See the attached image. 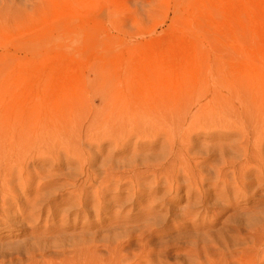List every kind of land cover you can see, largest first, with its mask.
Returning <instances> with one entry per match:
<instances>
[{"label": "rangeland", "instance_id": "374dc122", "mask_svg": "<svg viewBox=\"0 0 264 264\" xmlns=\"http://www.w3.org/2000/svg\"><path fill=\"white\" fill-rule=\"evenodd\" d=\"M40 2L46 6L39 8ZM117 91L143 98L221 92L264 113V0H0V111L39 108L58 123L79 127L89 115L85 105L96 101L98 109L100 94ZM194 134L198 155L212 150L220 136ZM82 149L98 169L106 153L95 159L97 145ZM49 162L36 174L32 162L27 181L9 184L5 203L0 194V264L108 263L102 248L115 241L109 215L95 217L77 206L83 188L87 204L92 200L97 173L85 185L86 168L81 170L76 157ZM253 173H247L251 184L245 193L227 190L228 199H216L215 205L209 197L211 204L195 209V226L181 221L186 186L164 201L160 192L153 204L160 230L152 234L139 231L145 221L140 213L151 206L144 203L151 188L144 187L142 204L126 203L121 210L128 240L116 263L124 264L125 255L126 264H137L146 240L149 253L138 264H261L264 182L258 187ZM212 181L202 191L214 195ZM117 194L110 190L107 199ZM119 194L124 202V191Z\"/></svg>", "mask_w": 264, "mask_h": 264}, {"label": "bare ground", "instance_id": "6f19581e", "mask_svg": "<svg viewBox=\"0 0 264 264\" xmlns=\"http://www.w3.org/2000/svg\"><path fill=\"white\" fill-rule=\"evenodd\" d=\"M45 6V2L38 4L39 8ZM119 91L100 94L98 109L94 108L96 101L86 100V103L91 102L84 106L89 115L86 125L79 127L69 125L67 120L58 123L50 111L39 108L0 111V194L3 203L10 194L9 184H22L29 177L27 171L34 167L32 162H37L38 168H32L36 174L47 166L45 162L49 160H57L63 155L76 157L80 160L81 170L86 168L85 185L93 182L95 173L100 179L91 194L90 203L87 204L88 193L83 188L78 195L77 206L79 209L88 208L95 217L102 211L109 215L111 222L108 227L113 231L111 236L115 241L103 245L102 250L108 260L106 264H115L123 255L128 232L124 228L126 222L120 219L121 210L126 203L142 204L144 187L151 188L144 202L151 203V206L143 208L140 213L145 221L139 231L152 234L160 230L155 229L158 214L153 205L160 192L159 200L164 201L166 196L177 193L181 186L187 187L186 206L180 216L181 221L193 226L191 221L196 219L190 216L195 209L211 204L207 201L209 197L216 205V199L221 202L229 198L230 191L226 195L227 190L236 195L245 193L251 184L250 180L246 181L247 173H257L255 183L258 187L264 182V113L256 111L251 102L221 92L196 95L156 92L143 98V93L137 91L129 94ZM69 114L74 115L73 112ZM200 131L220 134L217 144L205 156L193 153L192 133ZM232 137L238 139L231 141ZM82 145H97L95 159L106 153L97 165L98 169L92 164L93 155L82 153ZM142 145L146 148H141ZM205 163L207 168L204 167L206 169H202L205 170L202 173L200 168ZM14 172L18 174L15 181L12 177ZM210 179L214 180V195L202 191L204 183ZM110 190L118 194L107 199ZM120 190L126 195L124 202ZM191 201H195L194 204ZM182 226L178 225L177 229L184 230ZM145 246L146 251H140L135 263L142 259L146 261L143 258L149 253L146 240ZM123 259L124 264L129 260L125 255ZM260 263L264 264V261L261 259Z\"/></svg>", "mask_w": 264, "mask_h": 264}]
</instances>
